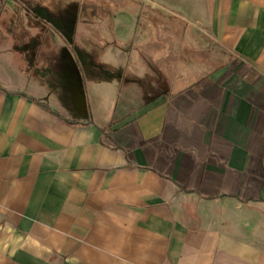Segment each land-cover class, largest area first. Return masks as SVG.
I'll return each mask as SVG.
<instances>
[{"label":"crops","instance_id":"1","mask_svg":"<svg viewBox=\"0 0 264 264\" xmlns=\"http://www.w3.org/2000/svg\"><path fill=\"white\" fill-rule=\"evenodd\" d=\"M182 6L176 49L194 28L211 43L184 62L214 63L181 90L136 74L156 93L131 107L104 105L99 74L91 107L86 75L58 73L30 33L11 63L0 42V264H264V0ZM169 11L145 15L161 48ZM117 22L120 39L139 31Z\"/></svg>","mask_w":264,"mask_h":264},{"label":"rangeland","instance_id":"2","mask_svg":"<svg viewBox=\"0 0 264 264\" xmlns=\"http://www.w3.org/2000/svg\"><path fill=\"white\" fill-rule=\"evenodd\" d=\"M182 2L192 6L197 0H3L5 11L0 21L3 26L0 28V42L4 43L5 59L11 63L17 51V35H25L24 40H27L26 35L30 33L31 39L40 42L39 56L51 54L61 59L57 62L58 73L61 69L75 71L80 73L82 81L86 75L90 85V106L98 105L97 89L91 78L99 74L104 105H108V101H116L120 94L121 104L131 107L136 101L147 99L145 92L156 93L147 80L137 81L136 74L146 79L150 69L157 67V78L162 80L163 85L181 90L204 74L206 67L201 65L202 62L214 63V56L208 50L197 49L192 54L194 66H189L188 60L184 62V58L191 57L188 52L192 51L193 42L203 45L205 49L211 43L207 35L198 33L194 28L188 29L184 37L186 47L176 49L183 29H187V22L177 15L179 12L173 11L181 10ZM166 7L170 10L167 23L169 45L167 48L164 42L161 48L156 42L162 33L155 32L153 26L157 23L149 21L145 15L151 9ZM121 13L134 15L140 21L138 33L134 32L126 41L120 39L117 33V19ZM159 18L160 15L153 12L152 19ZM145 36L155 42L145 44ZM49 44L50 50L47 47ZM25 54L29 55L30 52L26 51ZM152 56L155 61L158 60L157 64L150 63ZM219 56L216 57L221 61ZM161 57L162 64L159 62ZM95 65H99V68ZM135 84L137 88H134ZM135 92H140V95H134Z\"/></svg>","mask_w":264,"mask_h":264}]
</instances>
